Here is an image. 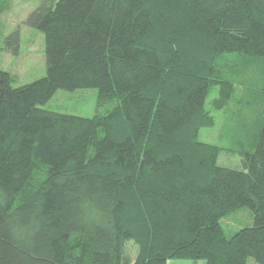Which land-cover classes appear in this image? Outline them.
Wrapping results in <instances>:
<instances>
[{
	"label": "trees",
	"instance_id": "16d2710c",
	"mask_svg": "<svg viewBox=\"0 0 264 264\" xmlns=\"http://www.w3.org/2000/svg\"><path fill=\"white\" fill-rule=\"evenodd\" d=\"M26 22L46 73L16 86L0 68V264H264V0H41ZM3 41L18 52L17 31ZM87 87L112 107H40ZM211 92L241 168L198 139ZM240 207L253 223L226 236Z\"/></svg>",
	"mask_w": 264,
	"mask_h": 264
},
{
	"label": "rangeland",
	"instance_id": "374dc122",
	"mask_svg": "<svg viewBox=\"0 0 264 264\" xmlns=\"http://www.w3.org/2000/svg\"><path fill=\"white\" fill-rule=\"evenodd\" d=\"M41 0H11L8 9L0 13V68L14 76L13 85L29 83L46 73L44 55V36L42 32L27 24L29 13L34 10ZM17 31L19 35L18 52L4 49V37ZM211 92L205 101V108L215 117V124L199 130L198 139L202 142L216 144L221 150L217 163L241 168L240 156L231 152V136L237 139V131L228 109L214 108L209 101L214 97ZM40 107L77 116L89 117L95 112H105L112 107L111 103L97 106V90L94 87L76 88L73 90L57 89L53 95ZM253 223L252 212L247 207H240L220 220L226 236L232 235L239 228ZM137 246L128 240L124 246L125 255L132 261L135 258ZM165 264H205L203 259L169 258ZM245 264H260L253 256L246 258Z\"/></svg>",
	"mask_w": 264,
	"mask_h": 264
}]
</instances>
